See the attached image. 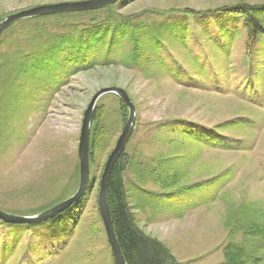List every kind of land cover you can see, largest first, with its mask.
<instances>
[{
	"label": "rangeland",
	"instance_id": "374dc122",
	"mask_svg": "<svg viewBox=\"0 0 264 264\" xmlns=\"http://www.w3.org/2000/svg\"><path fill=\"white\" fill-rule=\"evenodd\" d=\"M75 1L84 0H0V21L33 7ZM239 3L264 0H134L116 4L110 11L121 21L127 17L133 27L160 14L215 12ZM106 13L103 10L97 16L103 19ZM56 19L43 20L40 26L57 32L63 20ZM243 23L242 18L222 20L221 26L234 34V40L225 49L221 43H210L203 50L213 72L208 71L205 77L210 80L195 88H184L150 69L141 70L130 60H119L116 67L80 72L56 92L39 96L34 109L13 122L16 131L0 146V210L29 216L73 195L79 186L77 145L83 113L98 90L118 87L126 91L136 110L135 129L124 150V182L138 226L161 241L179 264H224L227 246L242 248L245 264H264V239L250 234L264 229V36H257L252 55L247 56ZM16 27L22 29L19 24ZM119 103L115 95L104 94L95 106L101 118L91 133L93 139L102 138L95 141L89 170L95 183L79 210L30 228L0 223V264H114L97 194L107 156L127 121ZM234 118L237 128L223 131L230 148L196 145L179 150L180 156L172 161L174 169L158 174L164 176L159 180L166 189L149 180L138 181V162L150 160L169 144L157 143L156 135L164 130L175 141V134H168L172 120L210 127ZM180 144L185 146L183 141ZM179 162L184 164L181 170ZM215 176L229 180H220V187L210 190L209 184H202ZM193 184H200V192L175 197L171 205L154 198Z\"/></svg>",
	"mask_w": 264,
	"mask_h": 264
},
{
	"label": "trees",
	"instance_id": "16d2710c",
	"mask_svg": "<svg viewBox=\"0 0 264 264\" xmlns=\"http://www.w3.org/2000/svg\"><path fill=\"white\" fill-rule=\"evenodd\" d=\"M132 1L134 0H118L108 7L95 11L24 19L17 21L0 34V46L4 44L3 47H5L4 51H0V146L5 141H9L12 131H16V128H13V122L32 111L33 105L41 99L39 96L43 93L56 92L70 77L80 72L91 71L98 66L116 67L119 60H130L135 67L141 70L150 69L153 73L158 72L160 75L170 76V79L184 88H195L205 80H210L209 77H205L208 71L213 72L208 69L210 61L208 62L209 59L206 58L203 50L210 43H221L225 49L226 43L232 45L234 40V34L225 31L221 26L222 20L229 21L230 19L236 22L243 19L246 29L245 50L249 57L252 55L257 36H264V3H239L235 6L218 8L215 12L175 11L170 15H154L156 20L141 21L132 27L127 17L121 21L114 17L116 14L113 11H110L116 4L128 5ZM103 10H107L108 13L100 19L97 13ZM50 18L63 20V28L52 32L40 26L43 20ZM210 18L213 20L208 22ZM16 24L22 26V29L17 31ZM127 43H131L130 48L127 46L128 49L126 48ZM117 99L120 102L118 105L120 112L128 119L127 106L118 97ZM100 118L101 115L95 109L89 132L90 165L94 157L95 141L102 138L99 136L93 139L91 133ZM236 125V118L227 120L220 126L210 127L190 120H172L169 122L170 133L168 134H175V141H172L171 135H165L164 130L162 133L159 132L161 135H156L157 143L168 142L169 144L165 151H157L150 160L138 162L139 168H136L138 181L149 180L154 184H161L165 189L168 188L164 182L159 180L164 176L160 177L158 174L174 169L172 161L173 158L180 156L178 155L179 150L183 151L187 147L189 149L196 145L207 148H230L232 145L225 142L223 131L232 127L236 129ZM182 141L185 146L180 144ZM125 155V151L119 155L112 169L106 194L107 208L110 211L114 233L123 258L126 264H179L161 241L146 234L138 226L126 194L124 175L127 158ZM186 159L189 160L187 157ZM183 165L179 162L177 169H183ZM94 180V176L91 175L89 185L81 200L93 188ZM220 180L221 178L215 176L202 184H209L210 190L219 188L221 181L225 182L229 179ZM199 185H185V187L167 193L163 191L154 198L166 200V204L171 205L175 197L178 198L184 193L186 196L192 192H200ZM81 200L66 212L69 214L77 212L82 203ZM0 223L8 228L15 227ZM40 225H18V227L30 228ZM250 234L264 239L263 228L252 230ZM243 252L242 248L227 246L224 253L226 255L224 264H245ZM113 262L115 264L114 258Z\"/></svg>",
	"mask_w": 264,
	"mask_h": 264
},
{
	"label": "water",
	"instance_id": "95a60500",
	"mask_svg": "<svg viewBox=\"0 0 264 264\" xmlns=\"http://www.w3.org/2000/svg\"><path fill=\"white\" fill-rule=\"evenodd\" d=\"M118 0H84V1H75V2H63L52 5H42L33 7L28 10H23L17 13H12L7 15L2 21H0V34H2L6 29H8L11 25L16 23L17 21H21L24 19L30 18H38L42 16L55 15V14H67V13H78V12H87V11H95L98 9L105 8ZM126 91L122 88L116 87H108L102 88L98 90L92 96L86 110L83 113L82 125L80 129L79 135V143H78V160H79V186L77 190L73 193V195L68 196V198L58 202L57 204L47 208L46 210H42L39 213H35L29 216H18L15 214H10L3 210H0V222L6 225H37L41 223H45L47 221L53 220L60 214L67 211V209H71V207L79 202L83 195L85 194L87 187L90 182V161H89V145L90 144V130H91V122L93 113L95 111V106L97 101L104 94H113L117 96L125 106H127L129 110V117L125 123L123 130H121V134L115 143L114 149L111 151L109 156H107V161L104 165V169L99 183V193L98 196V208L99 214L101 217V221L103 223V227L105 230L108 246L110 247L111 253L113 255L115 264H126L125 259L123 258L122 251L120 249L116 234L114 233V225L111 220L110 211L107 204V186L108 181L114 168L119 155H121L129 142L133 130L135 129L136 122V110L133 102L128 96Z\"/></svg>",
	"mask_w": 264,
	"mask_h": 264
}]
</instances>
